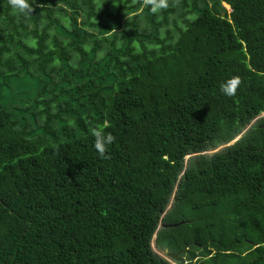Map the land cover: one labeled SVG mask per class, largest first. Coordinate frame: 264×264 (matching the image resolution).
<instances>
[{"label":"trees","instance_id":"trees-1","mask_svg":"<svg viewBox=\"0 0 264 264\" xmlns=\"http://www.w3.org/2000/svg\"><path fill=\"white\" fill-rule=\"evenodd\" d=\"M28 3L0 0V264H264V0Z\"/></svg>","mask_w":264,"mask_h":264},{"label":"clouds","instance_id":"clouds-1","mask_svg":"<svg viewBox=\"0 0 264 264\" xmlns=\"http://www.w3.org/2000/svg\"><path fill=\"white\" fill-rule=\"evenodd\" d=\"M146 6H150L152 13L156 14L162 10L167 9L170 6L169 0H143ZM179 0H173V3H178ZM9 4L14 11L22 13L24 15L30 14L34 11L28 0H9ZM102 5H98V9ZM115 30V29H114ZM242 80L239 76H232L222 83L220 90L223 94L231 97L237 92V89L241 85ZM92 136L94 138V148L102 159H110L109 148L115 142L116 137L105 130V126L97 124L92 129ZM155 236V235H153Z\"/></svg>","mask_w":264,"mask_h":264},{"label":"rangeland","instance_id":"rangeland-1","mask_svg":"<svg viewBox=\"0 0 264 264\" xmlns=\"http://www.w3.org/2000/svg\"><path fill=\"white\" fill-rule=\"evenodd\" d=\"M223 5L226 8V11H229V8L225 4H223ZM262 114H264V113H262ZM190 159H191V156L190 155L189 156H186L185 159H184L185 164H189L190 163V161H189ZM154 239H155V237L152 236V238L150 240V244H151L152 249L157 254H160L165 259L169 260V258L163 253V250L166 249V248L161 249L162 248L161 245L155 246ZM248 248H249V245L247 243L237 242V243H234L233 244L232 251L235 252V253H242V252L247 251ZM181 255H183V254H181ZM183 260L186 261V257H183Z\"/></svg>","mask_w":264,"mask_h":264},{"label":"water","instance_id":"water-1","mask_svg":"<svg viewBox=\"0 0 264 264\" xmlns=\"http://www.w3.org/2000/svg\"><path fill=\"white\" fill-rule=\"evenodd\" d=\"M167 225H171V224H167ZM166 225V226H167ZM165 226V225H164ZM155 235V234H153ZM190 244H193V242H189V243H185L182 245V247L180 249H177L176 251L174 252H168L166 249L163 250V253L170 259H173V260H176L178 255H181V254H185L186 253V249L187 247L190 245Z\"/></svg>","mask_w":264,"mask_h":264}]
</instances>
